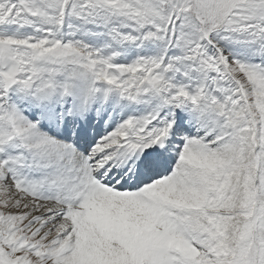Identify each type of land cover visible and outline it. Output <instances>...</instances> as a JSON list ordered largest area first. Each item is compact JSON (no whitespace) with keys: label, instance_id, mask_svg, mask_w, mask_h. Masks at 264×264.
I'll return each instance as SVG.
<instances>
[{"label":"snow or ice","instance_id":"snow-or-ice-1","mask_svg":"<svg viewBox=\"0 0 264 264\" xmlns=\"http://www.w3.org/2000/svg\"><path fill=\"white\" fill-rule=\"evenodd\" d=\"M0 264H264V0H0Z\"/></svg>","mask_w":264,"mask_h":264}]
</instances>
